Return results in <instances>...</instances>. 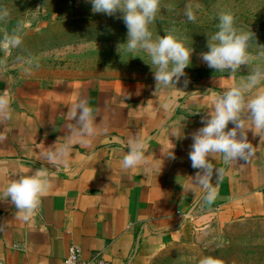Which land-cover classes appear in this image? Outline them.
Listing matches in <instances>:
<instances>
[{"label": "crops", "instance_id": "1", "mask_svg": "<svg viewBox=\"0 0 264 264\" xmlns=\"http://www.w3.org/2000/svg\"><path fill=\"white\" fill-rule=\"evenodd\" d=\"M246 78L213 76L157 87L156 81L89 74L30 77L0 67V98L8 101L0 113V264H64L73 245L86 260L101 254L111 264H137L192 240L206 217L264 218V137L248 133L254 154L246 162L215 156L213 166L223 176L212 178L217 197L211 203L192 184L198 170L188 159L191 134L203 126L215 96ZM80 100L96 117L97 134L87 144L74 137L72 110ZM173 127L183 129L184 138L170 137ZM137 135L146 141L149 164L124 170L127 143ZM69 141L65 162L48 166L41 152ZM172 147L175 160L164 155ZM153 162L160 172L145 171ZM37 169L48 174L50 187L25 222L2 192L19 174Z\"/></svg>", "mask_w": 264, "mask_h": 264}, {"label": "rangeland", "instance_id": "2", "mask_svg": "<svg viewBox=\"0 0 264 264\" xmlns=\"http://www.w3.org/2000/svg\"><path fill=\"white\" fill-rule=\"evenodd\" d=\"M189 5L195 21L185 16ZM0 10L8 12L0 20L1 68L12 67L30 77L49 79L89 74L128 83L155 81L146 54H139L144 60L117 51L127 39L119 12L112 16L93 13L87 0H0ZM221 11L234 14L238 30L253 33L249 51L255 59L236 72H215L201 59L217 31V14ZM149 28L153 38L168 32L193 50L186 76L180 81L248 76L256 65L264 66V0H160V10ZM13 33L22 39L18 47L6 43L5 37ZM204 219L192 240L166 247L137 264H199L205 255L217 257L220 264H264V218Z\"/></svg>", "mask_w": 264, "mask_h": 264}, {"label": "clouds", "instance_id": "3", "mask_svg": "<svg viewBox=\"0 0 264 264\" xmlns=\"http://www.w3.org/2000/svg\"><path fill=\"white\" fill-rule=\"evenodd\" d=\"M93 13H103L112 16L121 13L120 18L127 28V39L119 44L117 51L130 57H141L146 54L154 70V80L157 87H169L185 77V69L191 64V54L183 41L168 32L153 38L149 25L156 19L160 10V0H87ZM217 31L208 42V51L201 53L202 61L215 72H236L241 66L250 65L255 57L249 51V42L253 33L240 31L235 27L234 14L221 11L218 14ZM8 16L6 10H0V20ZM185 16L189 21H195L196 15L189 5L185 8ZM10 47H18L22 39L17 33L5 37ZM145 60V59H144ZM264 66L256 65L238 84L227 87L215 96L211 107L205 116L201 117L203 125L191 134L192 143L188 153L191 167L198 170L192 178V184L203 190L202 199L213 202L217 197V187L212 184L213 176L217 181L223 176V169L214 168L212 160L221 155L225 163L237 160L247 161L254 154V147L248 140V133L264 137ZM188 80L184 84L187 86ZM8 101L0 98V113L6 112ZM72 118L77 127L74 137L82 144H87L91 137L97 134L93 121V109L85 100L76 103L72 110ZM229 123L233 126L229 128ZM170 137L184 138V130L173 127ZM71 141L63 144L55 143L41 152V157L48 166L58 168L63 164L71 150ZM170 148L165 156L175 160V153ZM147 144L144 137L137 135L129 139L127 152L122 157L121 168L134 170L148 165ZM161 170L158 162H153L146 172ZM50 187L48 174L37 169L32 174H19L3 189V199L10 200L15 207L17 218L30 221L39 208L41 198ZM195 191V189H190ZM199 264H220L213 255L202 256Z\"/></svg>", "mask_w": 264, "mask_h": 264}, {"label": "built area", "instance_id": "4", "mask_svg": "<svg viewBox=\"0 0 264 264\" xmlns=\"http://www.w3.org/2000/svg\"><path fill=\"white\" fill-rule=\"evenodd\" d=\"M64 264H111V262L101 254H97L93 258L86 260L83 258L81 248L73 245L68 250Z\"/></svg>", "mask_w": 264, "mask_h": 264}]
</instances>
